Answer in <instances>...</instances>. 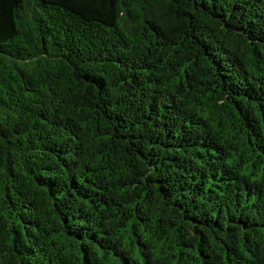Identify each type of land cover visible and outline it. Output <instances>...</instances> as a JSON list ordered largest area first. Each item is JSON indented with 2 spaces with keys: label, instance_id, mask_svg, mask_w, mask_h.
I'll return each instance as SVG.
<instances>
[{
  "label": "trees",
  "instance_id": "16d2710c",
  "mask_svg": "<svg viewBox=\"0 0 264 264\" xmlns=\"http://www.w3.org/2000/svg\"><path fill=\"white\" fill-rule=\"evenodd\" d=\"M0 264H264V0H0Z\"/></svg>",
  "mask_w": 264,
  "mask_h": 264
}]
</instances>
